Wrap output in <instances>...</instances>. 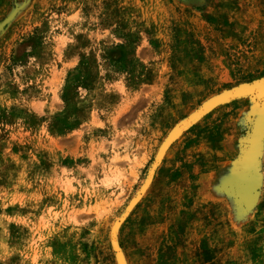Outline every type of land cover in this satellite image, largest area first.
I'll use <instances>...</instances> for the list:
<instances>
[{"label":"rangeland","instance_id":"374dc122","mask_svg":"<svg viewBox=\"0 0 264 264\" xmlns=\"http://www.w3.org/2000/svg\"><path fill=\"white\" fill-rule=\"evenodd\" d=\"M7 17L0 264H264V0Z\"/></svg>","mask_w":264,"mask_h":264},{"label":"bare ground","instance_id":"6f19581e","mask_svg":"<svg viewBox=\"0 0 264 264\" xmlns=\"http://www.w3.org/2000/svg\"><path fill=\"white\" fill-rule=\"evenodd\" d=\"M258 140H259V133L258 131H254L253 134L250 137V141H249V149H248V153L246 155V160L248 161H253V158L257 152V148H258ZM246 180V179H245Z\"/></svg>","mask_w":264,"mask_h":264},{"label":"water","instance_id":"95a60500","mask_svg":"<svg viewBox=\"0 0 264 264\" xmlns=\"http://www.w3.org/2000/svg\"><path fill=\"white\" fill-rule=\"evenodd\" d=\"M9 20H10V17L5 18V19L2 21V23L0 24V27H3L5 24H7V22H9Z\"/></svg>","mask_w":264,"mask_h":264},{"label":"crops","instance_id":"0c3cea01","mask_svg":"<svg viewBox=\"0 0 264 264\" xmlns=\"http://www.w3.org/2000/svg\"><path fill=\"white\" fill-rule=\"evenodd\" d=\"M2 22H0V24H1Z\"/></svg>","mask_w":264,"mask_h":264}]
</instances>
